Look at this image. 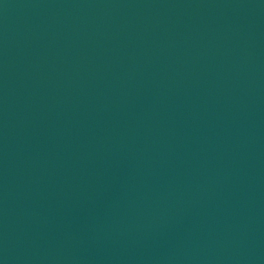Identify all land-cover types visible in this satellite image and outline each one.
Wrapping results in <instances>:
<instances>
[{
	"label": "water",
	"instance_id": "95a60500",
	"mask_svg": "<svg viewBox=\"0 0 264 264\" xmlns=\"http://www.w3.org/2000/svg\"><path fill=\"white\" fill-rule=\"evenodd\" d=\"M0 264H264V0H0Z\"/></svg>",
	"mask_w": 264,
	"mask_h": 264
}]
</instances>
